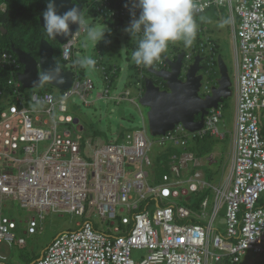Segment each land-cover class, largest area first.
Returning <instances> with one entry per match:
<instances>
[{"label":"built area","instance_id":"obj_1","mask_svg":"<svg viewBox=\"0 0 264 264\" xmlns=\"http://www.w3.org/2000/svg\"><path fill=\"white\" fill-rule=\"evenodd\" d=\"M120 1L123 4L89 0L88 8L95 6L99 16L114 21L138 9L133 2ZM193 4L197 13L212 4L228 8L237 65L232 167L220 186L213 185L216 197L211 209L208 197L198 208L194 203L162 201L183 199L206 186L203 173L194 168L200 162L190 149V138L224 137L218 126L224 116L221 104L209 110L200 130L190 131L178 123L156 135L159 145L174 146L168 156L169 172L159 178L153 174L155 159L150 155L154 141L145 126L125 132L121 141L92 144L87 139L92 149L87 155L85 145L70 130L59 129L62 123L75 122L69 112L72 97L91 103L89 96L95 88L91 77L80 78L75 73L72 85L58 88L59 92L28 91L30 87L19 78L24 70L19 56L12 49H0V69L7 72L5 78L0 74V205L11 199L22 208L36 209L40 219L50 211L83 217L77 228L58 233L32 264H204L209 259L236 263L248 251L264 256V0H193ZM85 31L86 26H81L63 44L64 60L72 59L74 44ZM194 31H202V39H191L183 70L196 55L203 56L200 92L204 95L217 81L216 43L207 25H194ZM137 35L142 38L141 33ZM152 66L165 67V57ZM144 68L138 66L134 84L138 97L145 89ZM100 69L105 81L100 98L121 99L131 94L127 89L112 96L117 66L101 65ZM188 169L192 172L186 177ZM92 205L101 220L113 224L114 233L95 227L87 216ZM224 205L226 231L221 232L214 221ZM38 226L37 218L30 217L26 232L36 233ZM17 227L14 217L0 212V243H25L23 236H17ZM135 249L145 250V256L136 260ZM0 264H9L1 251Z\"/></svg>","mask_w":264,"mask_h":264},{"label":"rangeland","instance_id":"obj_2","mask_svg":"<svg viewBox=\"0 0 264 264\" xmlns=\"http://www.w3.org/2000/svg\"><path fill=\"white\" fill-rule=\"evenodd\" d=\"M83 15L89 16L98 25H106L105 34H108L113 46V55L111 60L119 66L118 76L113 81L111 86V95L115 96L120 93H124L127 89L131 91L129 96H123L121 99L103 97L100 98L98 93L102 92L105 88V81L101 70L97 67V64L88 67H81L84 74L91 77L94 81L95 88L89 96L90 104L84 102L80 96H74L69 100V112L80 119L81 124L84 126L80 129L75 122L62 123L59 129L70 130L74 138L79 139L85 146V155L92 149L86 142L87 139L92 140L94 143H103L110 141H118L121 137V132L125 133L129 130H133L142 126L147 129V135L153 139L150 155L153 159H157L158 155L162 152L171 153L174 151V146L171 143L166 145H159L156 142V138L150 136L148 128L147 113L149 107L139 102L137 88L135 85H129L130 80V62L127 58V46H126V26L121 30H114L107 22L101 19L97 15H90L86 12H82ZM211 28L215 37L219 38L218 55H222L226 61L230 75L232 78V95L225 98L221 103L223 107L224 116L219 121V130L224 134V137H217L211 135L206 139H202L200 148L204 152L202 157H197L200 164L194 166L195 169L200 170L203 173V179L206 182V186L200 192L190 193L181 198L165 199L166 201H173L175 203H194V207L202 204V200L206 197L209 199V207L213 206L215 202V190L214 186H220L229 176L232 167V146H233V134L235 129V112H236V92H237V65L235 56V43L233 37V23L229 14L228 18L220 17L216 19L211 15ZM237 18V17H236ZM86 26V25H85ZM110 30V31H109ZM98 43V42H97ZM97 43L94 46L93 42L87 38V26L86 31L83 32L78 40L74 44V61L77 57L90 56L96 59L98 57ZM95 60V59H94ZM72 60L67 64L71 68ZM218 63V60H217ZM218 67V64H217ZM219 69V68H218ZM151 75V74H149ZM219 76H217V79ZM159 82L166 86L164 80L158 78ZM162 81V82H161ZM28 91H54L59 92L58 88L54 85L43 82L40 85L27 88ZM100 131L98 135H95L96 131ZM49 141V140H48ZM47 141V142H48ZM196 143L194 138H190V144ZM195 149L198 147H194ZM197 150V149H196ZM195 150V151H196ZM192 170H186L184 176L189 177ZM263 202V198L260 201ZM155 206L152 205L151 212ZM198 208V207H196ZM0 211L4 214L11 215L17 221L18 227L15 232L18 237L23 236L25 243L18 244L15 241L10 245L7 241L0 243V251L7 256L9 264H26V259L34 261L42 254V251L50 244L53 238L60 232L69 229L77 228V222L82 221L83 217L75 213L69 212H57L50 211L45 212V217L40 219L38 212L33 208H22L18 202L8 199L5 205L1 207ZM225 205L222 207L218 214L214 225L221 232L226 231V218H225ZM122 214V213H120ZM35 216L39 222L38 230L36 233H27L28 220L30 217ZM87 216L90 217L95 227L99 230L114 233L113 224L108 220H101L97 215L95 205L89 207ZM206 222L208 220H205ZM145 250L135 249L133 255L136 260H139L142 256H145ZM204 264H264V256L262 254L248 251L241 256L239 262L231 263L228 260L222 262H216L209 259Z\"/></svg>","mask_w":264,"mask_h":264},{"label":"water","instance_id":"obj_3","mask_svg":"<svg viewBox=\"0 0 264 264\" xmlns=\"http://www.w3.org/2000/svg\"><path fill=\"white\" fill-rule=\"evenodd\" d=\"M58 14H63L72 7H78L83 11L84 4L73 0H55ZM40 24L44 25L43 15L40 16ZM1 28H4L1 26ZM79 29L76 23H70L69 35L57 36L55 39L61 44L67 42ZM4 32H7L5 29ZM19 59L24 64V70L19 78L26 87H36L39 76L44 72L58 66L61 75L64 77L63 84H57L54 80L46 81L59 89L69 88L75 78V71L72 68H64L54 56V46L46 38H42L39 45V56L35 58L30 52L11 45ZM184 52L177 55L176 59L166 56V67H148V71L154 76L145 78V90L139 98V102L148 106L147 113L149 132L152 136L166 133L172 130L176 124L182 123L186 129L197 131L203 128L205 115L211 108L218 107L221 102L232 95V78L226 61L222 55H218L219 78L206 94H201L203 80V56L196 55L194 62L188 67L182 76V61ZM154 77L164 80L166 87L158 84ZM75 123L80 125V119L75 117ZM83 129V125L80 126ZM44 250L40 257H42ZM33 262V261H32ZM31 262V264H32Z\"/></svg>","mask_w":264,"mask_h":264},{"label":"trees","instance_id":"obj_4","mask_svg":"<svg viewBox=\"0 0 264 264\" xmlns=\"http://www.w3.org/2000/svg\"><path fill=\"white\" fill-rule=\"evenodd\" d=\"M77 3H84V10L83 13L86 12L90 15H97V9L94 6L93 8L89 7V0H73ZM120 4H123L120 0H118ZM128 1V2H127ZM126 3H132L133 0H127ZM95 5V4H94ZM47 6V0H0V49H9L11 50V45L14 44L16 47L22 48L27 52H30L32 55H38L39 53V45L42 38H46L49 40L52 45L54 46V56L56 60L62 64L64 68H69L67 64L72 60L71 62V68L74 69L77 77L83 78L87 75L84 74V71L81 69V67L78 64L74 63V56L71 60L66 61L62 58L61 51L62 46L59 41H57L55 38L48 37L45 30L43 29V26L40 24V16L42 15L43 11L46 9ZM135 12L136 15H139V9L133 10L130 13L127 14L125 19L120 20H111L109 18H103L99 16L101 19H103L105 22H107L114 30H121L125 26L128 27L130 20L132 19L131 13ZM211 15L216 17V19H219L220 17H226L228 18L229 12L228 8L224 5L218 6L217 4H212L209 6L206 11L202 13L193 12V22L194 25H198L201 27H204L207 25L208 31L211 34V38L216 43L215 51L218 54L219 49V38L215 37L214 33L212 32L211 28ZM118 25V27H116ZM3 26L4 28H1ZM7 30V32H4V30ZM126 46H127V58L130 62V80L129 85H134L137 79L139 78V69L138 66L132 61L131 55L132 52L136 49L138 45L139 39L141 37L137 34H134L133 37L131 33L126 31ZM202 31H194V35L191 37V39L200 40L202 39ZM110 37L108 34H105L104 39H101L97 43V50H98V57L96 59L95 55V61L97 64V67L100 69L101 65H105L108 69L112 68L113 66H117V71L115 74H113V81L118 76L119 72V66L114 63L110 58L113 55V48L115 47L110 40ZM114 46V47H113ZM188 44H185L184 39L175 41V42H169L167 50L164 54H170L177 56L178 52L181 50H184ZM74 53V50H73ZM163 55V54H162ZM100 59V60H98ZM217 60H216V69L218 71L219 76V69L217 67ZM154 65V64H153ZM101 70V69H100ZM144 71L146 74H150L147 67L144 68ZM102 72V71H101ZM0 74L3 75L2 78H5L7 76V72L3 69H0ZM159 79H156V82ZM47 91V90H46ZM222 105V103H221ZM263 123V122H262ZM84 128V126H83ZM149 128V127H148ZM149 131V130H148ZM100 131H96L95 135H98ZM150 134V132H149ZM263 134H264V124H263ZM121 141L123 138L124 133L121 132ZM150 136H152L150 134ZM211 136V134H206L204 136L195 137L196 143L190 145V149L195 153L197 157H202L204 152L200 148V142L202 139H206ZM154 138H157V136H152ZM198 147V148H194ZM196 150V151H195ZM170 152V150L168 151ZM168 152H161L158 155V158L155 160V165L153 167V174L156 177H161L162 174L169 172V166L167 165L169 163L168 156L170 153ZM163 160V163H161ZM194 206V204H193ZM198 207V206H196ZM195 207V208H196ZM196 222H202V220H199L197 218H192ZM26 264H31V260L26 259Z\"/></svg>","mask_w":264,"mask_h":264},{"label":"clouds","instance_id":"obj_5","mask_svg":"<svg viewBox=\"0 0 264 264\" xmlns=\"http://www.w3.org/2000/svg\"><path fill=\"white\" fill-rule=\"evenodd\" d=\"M133 7L139 9V15L137 16L135 12H132L130 25L124 30L131 33L132 37L137 33L142 34V38L139 39L138 45L131 55L132 61L137 66H152L154 62L161 58L162 54L164 57L169 56L172 58V55L164 54L169 42L184 39L186 45L191 43V37L194 35L193 0H133ZM42 15L44 20L43 29L48 37H67L70 23L78 24L79 29L81 26L86 25L87 38L93 42L94 46L105 37L106 25H98L91 17L83 15L82 10L78 7L74 6L63 14H58L55 0H47V6ZM185 47L187 48V46ZM74 63L80 67H88L95 65L96 61L90 56H83L77 57ZM184 73L185 71L182 68V75ZM201 73L203 74V69ZM151 76L154 75L151 74ZM50 79L56 81L57 84L65 82L60 69L55 66L44 71L36 83H43ZM154 79L156 81L157 77H154ZM157 83L162 85L160 82ZM162 87L166 86L162 85Z\"/></svg>","mask_w":264,"mask_h":264},{"label":"flooded vegetation","instance_id":"obj_6","mask_svg":"<svg viewBox=\"0 0 264 264\" xmlns=\"http://www.w3.org/2000/svg\"><path fill=\"white\" fill-rule=\"evenodd\" d=\"M181 52H184V53H185L184 50H181V51L178 52L177 54H179V53H181ZM33 56H34L35 58L38 59L39 54H38V55H33ZM172 58L175 60V59H176V56L172 54ZM203 61H204V60H202V64H203ZM182 62L185 63V56H184V60H183ZM193 62H194V60L191 61L190 64H192ZM183 63H182V68H183ZM183 75H184V74H183ZM183 75H182V76H183ZM183 77H184V76H183ZM213 85H214V83L210 84V87H212ZM210 87H209V88H210Z\"/></svg>","mask_w":264,"mask_h":264},{"label":"crops","instance_id":"obj_7","mask_svg":"<svg viewBox=\"0 0 264 264\" xmlns=\"http://www.w3.org/2000/svg\"><path fill=\"white\" fill-rule=\"evenodd\" d=\"M232 148H233V146H232ZM1 212V211H0ZM25 220H29V219H25ZM220 262H222V261H220ZM9 263V262H8Z\"/></svg>","mask_w":264,"mask_h":264},{"label":"bare ground","instance_id":"obj_8","mask_svg":"<svg viewBox=\"0 0 264 264\" xmlns=\"http://www.w3.org/2000/svg\"><path fill=\"white\" fill-rule=\"evenodd\" d=\"M61 54H62V51H61ZM8 262V261H7Z\"/></svg>","mask_w":264,"mask_h":264}]
</instances>
